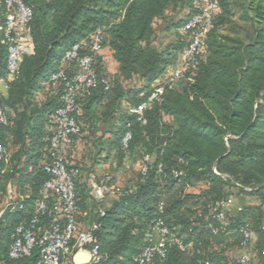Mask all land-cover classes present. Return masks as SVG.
I'll return each instance as SVG.
<instances>
[{
    "label": "trees",
    "instance_id": "obj_1",
    "mask_svg": "<svg viewBox=\"0 0 264 264\" xmlns=\"http://www.w3.org/2000/svg\"><path fill=\"white\" fill-rule=\"evenodd\" d=\"M32 7L31 52L21 58L19 75L9 80L0 107L7 123H0V143L9 153V163L0 186L14 179L22 196L0 219V256L4 264H36L37 251L10 259L8 249L15 227L29 220L41 198L48 178L43 165L48 158V137L56 130L54 115L60 105L50 93V76L60 68L73 69L64 60L74 43L90 39L106 26L104 46H109L118 63L117 73L105 71L96 56L94 67L101 80L114 75L108 88L99 82L81 100L87 120L98 108L106 118L119 112V127L110 131L99 151L104 160L114 153L119 160L125 151L139 149L146 171L137 181L105 205L104 214L85 208L99 243L97 257L84 264H136L134 259L145 244L152 222L163 220L181 241L171 244L164 257L151 264H236L227 248L244 249L242 228L249 223L257 237V250L264 253L261 225L264 220V0H249L241 18L251 31L226 32L232 16L229 0H219V12L206 38V48L196 68L189 71L180 88L167 84L168 69L177 55L185 59L192 31L183 29L198 14L200 0H23ZM186 4L188 16L175 23L178 39L160 50L152 43L153 23L171 5ZM3 4L0 7V19ZM6 72V46L0 41V76ZM192 73V75H191ZM133 79L138 85H126ZM165 85L160 102L154 101L140 115L130 108L148 100L157 85ZM78 117V115H77ZM169 117L170 119H167ZM129 132L126 148L122 140ZM148 157V160H146ZM181 174L175 175L174 172ZM206 187L189 191L195 183ZM133 187L128 193L125 191ZM236 195L256 197L255 205H241L220 221L215 203ZM45 217V218H44ZM43 217L48 221L47 216ZM83 217V216H82ZM213 228L217 233H213ZM253 260V259H252ZM252 263V261H251ZM250 263V264H251ZM64 264H73L72 257Z\"/></svg>",
    "mask_w": 264,
    "mask_h": 264
},
{
    "label": "built area",
    "instance_id": "obj_2",
    "mask_svg": "<svg viewBox=\"0 0 264 264\" xmlns=\"http://www.w3.org/2000/svg\"><path fill=\"white\" fill-rule=\"evenodd\" d=\"M200 1L199 13L189 17L183 25L184 30L192 31V37L185 59L168 69L169 87L196 68L206 48V38L213 26V19L219 12V0ZM2 4L0 41L6 46V72L0 76V86L7 90L9 80L19 75L21 58L31 52L33 41L29 26L33 9L23 0H2ZM106 29V26H100L90 39H83L69 47L65 51L64 60L72 62L73 69L60 68L50 76V93L58 97L60 105L55 111L56 130L48 137V158L43 165L48 178L43 184L41 198L35 205L33 216L29 220L20 222L14 229L8 249L10 259L28 257L37 251L39 258L36 264H64L71 257L73 260L79 251L88 252L91 258L98 255L99 243L94 233L97 224L93 222L85 230L80 227L79 217H87L88 211H83L78 202L76 181L81 171L71 158L69 150L74 138L82 130L77 117L81 100L89 96L99 82L108 88L115 79L114 75H109L99 80L94 67L95 58L104 47ZM164 89L165 85H157L147 101L130 108V111L138 113L141 118L143 111L154 101H161ZM0 123H7L6 113L1 107ZM130 138L131 135L127 132L122 140L124 148L128 146ZM8 160L9 153L0 143V179ZM146 169V165H143L141 171L144 173ZM174 174L181 173L175 171ZM88 181L89 194L97 204L98 214L102 215L104 211L101 205L107 195L118 194L122 188L112 187L108 175L95 172L89 173ZM132 188H128L125 193L130 192ZM232 203L231 197L215 203L214 211L217 210L218 220H225L226 212L230 210ZM13 205L10 201L0 209V219L5 210L13 208ZM45 215L48 221L43 219ZM260 230L264 240V220ZM213 233H217L216 228H213ZM242 233L244 250L236 260V264H250L253 254L249 245L255 232L250 224L246 223ZM144 241L142 251L134 259L136 264H151L156 257H164L167 247L171 244L181 246L180 239L170 232L161 219L152 222L145 232ZM73 264H84V262L74 261Z\"/></svg>",
    "mask_w": 264,
    "mask_h": 264
},
{
    "label": "rangeland",
    "instance_id": "obj_3",
    "mask_svg": "<svg viewBox=\"0 0 264 264\" xmlns=\"http://www.w3.org/2000/svg\"><path fill=\"white\" fill-rule=\"evenodd\" d=\"M249 0H229V5L231 9V18L230 22L223 27V31L226 32H240L244 34V31H251V24L248 21H245L241 18V15L244 13L245 6ZM188 8L186 4L171 5L164 12V14L155 19L153 23L154 29V40L152 45L155 48L160 50L171 47L175 44L178 39V30L175 29V23L181 19H184L188 16ZM102 51V50H101ZM180 62L177 61L176 64ZM192 75V73H191ZM187 77L179 79L174 87L180 88ZM141 82L137 79H133L128 82L126 85H136ZM102 108H98L97 115L93 120H87V117L84 114L82 107L80 108V113L78 114V120L81 124V133L76 136L78 141L77 147L74 148V152L77 151L79 156L82 157L84 161H90L92 159L103 161L106 151H99L104 139H107L110 135V131H114L119 127V119H117L119 112H114L111 118H106L102 113ZM167 119H170L167 117ZM13 148L8 149V153H11ZM107 162L104 168L99 172L101 175H108L111 178L112 187L114 188H123L128 185L134 184L139 176L142 166L144 165L143 155L139 149L133 151H125L124 157L119 160V157L114 153H111L109 158H106ZM6 169V168H5ZM14 183V182H13ZM84 189L86 192H89V181H84ZM206 185L202 182L195 183L192 187L189 188V191L199 192L204 189ZM89 195V193H88ZM113 193L107 195L104 204L107 205L113 198ZM233 200L240 205H255L258 204L259 200L254 196L247 195H236V191L232 195ZM3 201V200H2ZM1 202V201H0ZM234 211L229 210V217H232ZM244 249L239 248L238 246H232L227 248L226 254L231 261H235L239 258ZM253 258L256 255L258 257V250L252 249ZM255 254V255H254ZM253 264V262L251 263Z\"/></svg>",
    "mask_w": 264,
    "mask_h": 264
},
{
    "label": "crops",
    "instance_id": "obj_4",
    "mask_svg": "<svg viewBox=\"0 0 264 264\" xmlns=\"http://www.w3.org/2000/svg\"><path fill=\"white\" fill-rule=\"evenodd\" d=\"M1 6H2V0H0V7ZM97 57L100 58V61L104 65L105 71L107 73L109 74L117 73L118 63L114 60L112 56V51L110 50L109 46L107 45L104 46L102 51L97 55ZM176 58H177V61H179L182 58V54L179 53ZM5 92L6 90L2 86H0V93L5 94ZM79 113H80V110H79ZM109 137H111V135ZM76 138L77 137H75L73 140V144L70 147L69 154L71 158L73 159V161L76 163V165L79 166L80 171H81L80 175L77 177L78 193L80 196L84 197L83 204L85 208L88 209L90 213H92V211L94 210L95 201L92 199L90 194L88 195L89 192L88 193L86 192V189H84L83 184H84V181H88L89 173L95 172V173L100 174L99 172L104 168L107 161L106 160L99 161V160L92 159L89 163V161L82 160V157L79 156L78 152L77 151L74 152V148L77 147L78 145V141L76 140ZM8 163L9 161L6 164ZM13 182H14V179H10L6 184H2L0 186V201H1L0 209H2L8 202L10 201L14 202V200L22 198V196L18 192L16 183L15 182L13 183ZM240 206L241 205L236 201V199H234L230 210L232 209L233 211H235ZM79 221H80V227L82 230H85L89 227L90 218H85V217L80 216ZM256 242H257V237L255 234L254 238L252 239L249 245V249L251 250V252H253L252 249H257ZM83 254H84L83 260L77 261L76 260L77 254H76L73 258V262L75 261V262L85 263L91 259V256L88 252H85ZM260 255L261 254H258V257L256 255L254 256L252 260L253 264H264V253L262 256ZM0 264H4L2 260V256H0ZM16 264H19V263H16Z\"/></svg>",
    "mask_w": 264,
    "mask_h": 264
},
{
    "label": "bare ground",
    "instance_id": "obj_5",
    "mask_svg": "<svg viewBox=\"0 0 264 264\" xmlns=\"http://www.w3.org/2000/svg\"><path fill=\"white\" fill-rule=\"evenodd\" d=\"M83 253H85L84 251H79L78 253H77V256H76V260L77 261H81V260H83L84 259V254Z\"/></svg>",
    "mask_w": 264,
    "mask_h": 264
}]
</instances>
